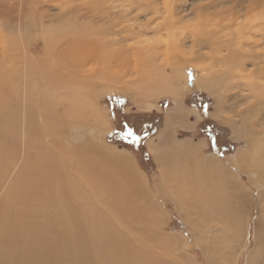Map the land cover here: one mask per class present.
<instances>
[{"label":"rangeland","instance_id":"1","mask_svg":"<svg viewBox=\"0 0 264 264\" xmlns=\"http://www.w3.org/2000/svg\"><path fill=\"white\" fill-rule=\"evenodd\" d=\"M63 26L64 28L67 26L66 30L58 36H56L57 34L53 35L50 40L53 38L52 42L57 49H62V51L60 50L62 52L61 57L68 56L71 67L61 66L60 63L56 62L55 57L53 61L57 63V66L45 59L47 55L45 54L44 30L55 29L54 32H57L58 28ZM102 33L107 34L104 37L106 39L114 38L116 41L114 47L120 49V56H118L120 62L118 65L115 64L116 61L113 63L111 70L108 71L107 78L100 77L97 68L93 66L94 60L90 61L89 65L84 64L87 66L85 68L80 65L77 66L75 61L78 56L80 58L83 57L84 53L87 54V49L93 51L92 44L89 42L91 40L95 42L96 38H101ZM212 33L215 35L214 37H212ZM236 33H238V37L244 39V43L252 41L255 44L260 40L258 46L249 49V51H256L257 55L263 53L264 0H0V42L2 37L6 42L8 41V44L9 39L10 43L13 40L18 48L17 56L18 54L22 55L25 50V54L29 58L28 61H30L27 64H29V67L31 66V70L33 65H38L36 67L38 70L33 69L36 78H31V80L27 78V83H24L22 75L14 78L15 74L12 78L8 76L0 80L2 86L0 100L4 108L10 112L9 117L15 116L20 125L23 114L27 112L31 105L29 101L31 92H35L34 96L40 93L41 98L42 92H44L43 101L35 96L36 104L38 107L44 104L45 107L50 108V111L46 110L45 107L43 108V105L41 119H38L39 110L36 107L33 110L35 115L33 121L37 120L42 128L40 130L43 131L44 128L48 127L47 118L48 120L51 116L55 118L53 126L57 132L59 131L58 133H61V139L64 138L65 140L62 142L59 141L60 139L56 140L57 147L52 150V152H55L56 159L58 157L59 164L60 162H64L65 165L70 163L69 160L73 158L77 149L88 151L93 156L102 153L103 156H106L105 154L108 153L112 156L100 158L106 159L119 167H126L130 176L134 173L130 177V186L133 187L131 189L136 192L137 199H140V202L143 201V205L146 202L148 204V210L146 205L145 213L142 214V217L145 218L143 222L139 223V221L133 219L125 222L123 217H120V220L116 216L119 215L117 210H115L116 215L109 213L108 210L105 211L106 208L100 202H96L93 195H91L95 207L99 208L103 215L106 212L108 213L106 215L110 220L111 231L124 237L125 243L121 244V248L116 246L121 249L119 264H125V260L130 264H145L146 261H140L139 254L141 252L146 253L147 259L151 262V259H153L154 264H220L215 252H212L211 243L221 242L223 235L229 231L225 230L217 220L218 212L214 207L209 209L200 207L199 204H202V200L199 198L193 199L191 202L187 200L188 205L190 203L193 205L192 211L181 210L182 208L170 185L168 187L166 179L164 180L162 177L159 157L161 151H163L161 153L164 158L169 154V160H165L167 169H178L179 165L180 169L178 170L184 173L188 168L185 163V151H176L175 154L173 151L181 150L185 145L195 147L194 149L203 164L221 161L228 166L229 163L231 179L233 178L239 182L243 190L251 194L254 199L252 203L253 214L256 212L258 203L255 196L261 193L264 198V177L261 176L264 169V163L261 162L264 158V150L256 158H253V163H248L247 155H245L243 162L247 161L249 166L244 170L238 169L235 164L230 163L239 154H245L246 150L251 149L253 151L251 145L260 143L261 138H264V117L260 116V112L264 114V107L259 111L250 108L251 106L255 107L261 100H257L258 102L254 105V98L247 97L249 90L244 86L245 80L243 81V79L234 78L233 80L232 77L231 79L228 77V81L222 79V82L219 81L221 82L220 85L222 84L221 87L218 86L214 90L212 87L209 90L202 85L199 87L200 82H198L205 75L201 69L203 67L209 68L210 66L207 64L219 56L211 46L220 45V42L223 46L230 43L236 44ZM62 34L65 38L64 41L66 40L64 46L59 45L62 41L58 38H63L61 37ZM226 34L232 36L225 40L221 35ZM179 37L180 39L177 40ZM70 38L75 41L72 45L69 44ZM257 38L259 39L257 40ZM169 39L173 42L168 41ZM157 40H162L161 45L163 44L166 47L167 59L172 58L171 56L183 55L180 52H185L188 59L191 60H184L186 65L189 66V70H191V78L189 77V70H185V77H177L179 73H174L176 67L171 63L166 65V73L171 75L169 83L173 85H171L173 88L169 94L152 95V92H144L143 84L145 81L140 72L137 76L133 70L134 61L130 62L132 57L130 54L132 55L133 49H139V52L135 54L139 57L144 51L143 47L151 44L156 45ZM178 41H181L182 45L179 46V43L177 45ZM78 43L80 48L72 49ZM163 46H160V49ZM221 50L222 55L228 54L225 48ZM198 54H203V56L199 57ZM73 55L74 57H72ZM18 62L16 57L14 64H17L12 66L14 71L16 69L17 72L22 69V64ZM246 63L247 65L243 67L246 69H242L243 75H248L251 70V67H248L249 62ZM75 65L78 69L75 68ZM54 68L57 69L56 73L59 71L57 75L52 73ZM92 70L95 74L91 73ZM59 75H61L60 78H58ZM73 76L77 81L69 80ZM185 83L187 85L184 86ZM73 85H75L74 88ZM34 86H36L35 89ZM175 87L177 89L182 88H179L180 91H176V93ZM74 97L80 99V101L82 99V106L77 115L79 118L68 116L69 100ZM218 97L220 98L218 99ZM220 102L222 103L219 106ZM25 106H28L25 109L26 112L24 111ZM255 112L259 114L256 117ZM243 115L245 116L244 119L241 118ZM125 125L133 129L138 137L137 143L128 144L129 142L123 141L122 138H125L123 135ZM16 131L18 136L10 141L11 147L7 144L9 139L5 142L8 150L15 151L11 153L10 157L5 158L4 156L3 158L4 163H6V160H9L10 163H6L7 170H2L5 173L0 174V212H5L6 217L17 225L16 220L18 217L15 212L10 208H5V195L9 191V185L15 180L18 170L24 162L26 163L25 158L36 159V153L27 145L23 146V131H21V128H16ZM256 132L260 133L257 134ZM129 139L131 137L127 138V140ZM45 148L49 149L48 146H45ZM60 149L63 158L57 153ZM115 155L117 156L115 157ZM66 156L69 157L67 158L69 159L68 162H65L67 159L63 160ZM172 157L176 158L177 164L171 162ZM4 163L0 165V168L3 167ZM40 164L39 162L38 165ZM59 164L57 165L59 166L57 167L59 173L58 170H55V174L57 172L55 179L65 177L66 172ZM68 167L71 169L69 165ZM70 173L72 174V169ZM73 173L75 176L77 175V173ZM220 174L221 171L214 181L217 187L219 185L223 186V181L218 178ZM222 175L225 179H228L225 174ZM49 177L51 178V176ZM47 179L49 178L47 177ZM53 184L49 183L46 186L56 188ZM222 192L224 197L221 198V201L226 198V202L229 200L232 202L229 194L223 190ZM128 195L131 204L137 200L135 197L132 200V195ZM149 208L155 210V219L149 215L148 212L151 213ZM51 211L49 210V212ZM129 213H131V208ZM190 213H193L192 218L188 217ZM229 218L234 221L232 214ZM254 218L255 215H249L247 218L248 233L245 234L244 243H242L244 247H239L240 243H237L238 246L233 242L234 245L236 244V248H232L235 257H231L229 254L226 256L227 253H225L223 258L228 264H247V262H250L249 264H259L258 260L255 259V257L257 258L255 254L260 252L261 255L264 245L261 244L262 242L255 243L254 241ZM63 220L64 218L60 220V224L65 228L69 224H66ZM150 221L154 223L152 224L154 229L147 228L146 224ZM87 229L93 230L89 227L79 230L78 232L81 235L77 233L78 237L76 236V238L82 239H78V241L83 242L85 240ZM148 230L153 233V243H151V239L147 238ZM57 231L59 233L52 234L55 239L51 235L48 241L54 239L60 246V242H62L60 233L65 234L60 232L59 229ZM229 237L227 243L230 242ZM165 238L175 239V243L171 240H165ZM90 243L89 241L79 243L81 251L78 249V255H82L83 259L76 261V257L71 255L59 257L61 259L59 264H114L109 261V258L97 259L99 252H95L93 250L95 246ZM10 244H12V241L7 243V245ZM108 248L110 250V247ZM135 250L137 254L134 253ZM256 250L257 252H255ZM251 252L253 257L248 261L247 256ZM136 256H139V259H136ZM51 262L49 261L46 264H58V261L54 262L53 260Z\"/></svg>","mask_w":264,"mask_h":264},{"label":"bare ground","instance_id":"2","mask_svg":"<svg viewBox=\"0 0 264 264\" xmlns=\"http://www.w3.org/2000/svg\"><path fill=\"white\" fill-rule=\"evenodd\" d=\"M59 28L57 32H54L55 29H49V31L44 30L43 37L45 40V54L47 55V58L45 59L47 62L52 63L53 65H56L57 63L53 61V58L55 57L56 62L60 63L61 66L63 65L64 67L65 66L71 67V64H70L71 61L68 58V56L61 57L62 49H60L61 51L57 49L56 45L53 44L52 42L53 38L50 40V38L53 35L57 34L56 36H58L60 35L61 32L66 30L64 26L60 29ZM252 29L253 31H255L254 28ZM95 31H98V30H95ZM224 31H227V30H224ZM49 33H50V36H49ZM63 34L61 35V37L63 38H58L59 40L62 41L61 44H59L60 46H64V43L66 41V40L64 41L65 38ZM237 34L238 33H236L235 35L236 44L230 43L229 45L225 46L224 44L223 46L221 45V42H220V45L211 46L213 51L217 52L219 56L216 57L214 60H211L212 61L211 63L207 64L210 66L209 68L203 67L201 69L202 73L205 75H203L202 80L200 79V81H198L200 82L199 87L202 85L206 87L208 90L210 87H212L214 90V88L218 86L221 87L222 84L220 85V83L222 82V79L227 80L228 77H230V79L232 77L233 80L234 78L240 79V80L243 79V81L245 80L244 86L247 87V89L249 90V95L247 97L250 96L254 98V101H253L254 105L256 102L259 101V99L261 100V102H258V104L255 107L254 106L250 107L254 111H259L261 108L264 107V101H263L264 100V51L262 54H258V55L256 51H249V49L256 48V46H258V43H260V40L258 42L255 41L256 42L255 44L252 41L248 43H244L243 41L244 39H242L241 37H238ZM106 36H107L106 33L104 34L102 33L101 38H96L95 42L94 40H91L89 43L92 44L91 47L93 48L92 49L93 51L91 52V51H88L87 49V54L84 53V55L82 54L83 57L79 58L78 56V59L75 60L77 62L76 65L77 66L80 65L83 68L87 67L84 64L87 63V65H89L88 63L94 60L93 66L97 68V71L100 74L101 78L108 77V74H109L108 71L111 70L112 65L115 61H116L115 63L116 65H118L120 62V60L118 59L119 58L118 56H120V49L119 48L117 49V47H114L116 45L115 39L114 38L106 39L104 38ZM214 36L215 35H213L212 33V37ZM230 36L232 35H229V34L221 35V37L224 38L225 40L230 38ZM178 39H180V37L177 38V40ZM215 39L218 40V38L216 37ZM258 39L259 38H257V40ZM86 40H89V39H86ZM216 40H213V41H216ZM261 40H262V37H261ZM168 41H170L171 43L173 42L170 39ZM175 41H176V38H175ZM10 42L11 41L9 39V44H8V41L6 42L3 39V37L0 42V80L8 76L12 78L13 75L15 74L16 76L14 78H17L18 75H22V79H24V83H27V78L31 80V78L35 77V74H33V69L35 68L36 70L37 69L36 67L38 65H35V66L33 65L32 66L33 68L31 70V66L29 67V64H27L30 61H28L29 58H27V55L25 54V50L22 52V55L18 54L17 56L18 48L13 40H12V43ZM170 42L169 44L171 45ZM180 42L181 41H178L177 45L178 43H179V46L182 45V43ZM73 43H75V41H73L70 38L69 44L72 45ZM161 43H162V40H157L156 45L151 44L150 46L148 45V46L143 47L144 51L139 57L135 55L136 53L139 52V49H133L132 55L130 54V56H132L130 58L131 59L130 62L134 61V64L132 66L133 70L136 72L137 76L139 75V72H140L143 80L145 81V83L143 84L144 92H147V91L152 92V95L161 94V93L162 94L171 93V90L173 88L171 87L172 84L169 83V79L171 75L166 73V70H165V67L168 63H171L176 67L175 70L177 71L174 70V73L175 72H177V74L179 73L177 77H181V76L185 77L184 76L185 70L188 71L190 69L189 66H187L186 63L184 62V60L191 61L188 59V56H186L185 52L184 53L180 52L183 55L181 54L175 55V56H171L172 58L167 59L168 53H167L166 47H164L163 44L161 45ZM223 43H224V40H223ZM169 44L167 43V45ZM79 45H80L79 43L76 44V46H74L72 49L74 48L79 49L80 48ZM160 46H163V48L160 49ZM53 48L55 49L53 50ZM175 48H176V45H175ZM222 48H225V50L228 52L229 55L228 54L222 55L221 54ZM160 50L161 51L163 50V51L161 52ZM198 56L202 57L203 54L202 55L198 54ZM16 57L18 58V61H19L18 63L22 64V67H21L22 69L18 71L20 73H18L16 69L14 71L12 67L13 65L17 64V63L14 64ZM72 57H74V55ZM179 61L180 63H178ZM246 62H249L248 67H251V70L248 72V75L246 74L243 75L242 69H244L243 67L247 65ZM90 64L92 65V63ZM76 65H75V68L78 69ZM58 68H61V67H58ZM56 70L54 68V72L52 73H56ZM58 72L59 71H57V73ZM92 72L93 70L91 71V73ZM57 73L55 75H57ZM93 73L95 74V72ZM69 75H72V74H69ZM60 76L61 75H59L58 78H60ZM69 80L77 81L74 78V76L70 78ZM185 85H187V83H185L184 86ZM74 86L75 85H73V88ZM1 88L2 86L0 85V90ZM35 88L36 86H34V89ZM179 88H182V87H179ZM179 88L178 89L176 88L175 92L180 91ZM34 94L35 92L32 91L31 97L29 98V101L31 102V105L29 106V108L28 106H25L24 108V111L25 109L27 108L28 109H27V112L25 111L26 113L23 114L22 116V120H21L22 122L20 123V125L22 126L19 125L15 116H12L11 118L9 117L10 112H8L7 109L4 108L0 100V165L4 163L3 161L4 156L5 158L7 156L10 157L11 153L15 151L12 149L8 150V147L5 146L6 144L5 142L7 139H9V143L7 144L10 145L11 147L10 141L12 140V138L16 139L18 136V132L16 131V128H21V131H23V138H22L23 146L27 145V147L32 148V151L36 153L35 154L36 159L34 158L33 159L34 161L30 158H27V157L25 158L26 163L24 162L21 168L18 170L15 180L13 181V183L9 185V188H8L9 191L7 192V195H5L6 196L5 197V208H10L12 211H14L18 219L16 220L17 222V225H16V223H13L11 220H9L6 217L5 212H2V211L0 212V218H1L0 219V264H46L49 261L53 262V260L54 262L58 261V264H59L61 261L59 257L60 258L65 257V256L67 257L70 255L72 257L73 256L76 257V261H79L80 259L84 258L82 257V255H78L79 253L78 249H80L81 247L79 243H86V241L91 242L90 244L95 246L93 247V250L95 252L97 251L99 252V254L97 255V259L98 258L100 259L109 258V261H111L112 263L119 264L121 261V258H120L121 249H118V248H121L120 247L121 244L125 243L124 237L117 232L113 233L111 231L110 220L107 218L108 213L106 212L107 215L105 213L103 215L102 211H99V208L97 209V207H95V205L92 202L91 195H93V198L96 200V202H100L106 208L105 211L108 210L109 213L111 214L113 213L114 215H116L115 210H117L119 215H116V216L119 217V219L120 217L121 218L123 217V220L125 222H128L131 219H133L134 221H139V223L143 222L145 218L142 217V214L145 213L146 207L148 210V204L146 202L144 203L145 205H143L142 204L143 201L140 202V199L139 200L137 199L136 192H134L131 189L133 187L130 186V183H131L130 177L134 173H132L130 176V174L126 170V167L125 168L119 167L118 165H114L108 162L106 159L100 158V157H106V156L111 157L112 155L108 153L105 154L106 156H103V153L101 152L102 153L100 154L101 156L98 154L97 156L99 157H97V156H93L88 151L77 149L75 150L76 152L73 158L69 160L67 159L69 158L67 157L68 156L67 155L66 158L63 159V160L67 159L65 162H68L69 160L70 163L65 165V163L62 160L61 161L63 163L60 162L61 167L66 172L64 174L65 177L62 178V176H60L62 179L60 178L55 179L54 177L57 174V172L55 174V170L56 171L58 170V173H59V168H57L59 167L57 166L59 164V161L57 160L58 157L56 159L55 154H54L55 152H52V150L57 147L56 145L57 143H55L56 140L60 139L59 141L61 142L65 140L64 138L61 139L62 138L61 133H58L59 131L57 132V130L53 126L55 118L51 116L52 115L51 112H50L51 114L50 120H48L47 118V121H46L48 122V127L44 128L43 131L40 130L42 128L39 126V123L37 122V120L33 121L35 120L34 118L35 115L33 114V110L36 107H38V105L36 104L37 100L35 99L38 96V99H40V101L41 100L43 101L44 92H42V98H41L40 93L37 96L35 95L36 98ZM82 96L84 97L85 95L83 94ZM219 98L220 97H218V99ZM69 101H70L69 102L70 106L68 109V116L71 118H79L77 115L82 106L81 104L82 99L80 101V99L74 97V98H71V100ZM221 103L222 102H220L219 106L221 105ZM85 105L87 106L88 104H85ZM42 106L36 108L39 110L38 116H37L38 119H41ZM44 107L45 105L43 106V108ZM45 108L46 110L50 109L48 106H46ZM254 115L256 117L259 114L255 112ZM243 116L241 118L244 119L245 116L244 117ZM260 116L263 118L264 114L260 112ZM256 133L259 134L260 132H256ZM36 137L38 138L36 139ZM14 146L16 145L14 144ZM45 146H48L49 149L45 148ZM190 146L191 145H185L181 150L178 149V150L173 151L174 154L177 152L185 151V155H184L185 163L188 165L186 173L178 170L180 169L179 165H178V169H174V168H172V170L167 169V167H165L166 166L165 164H167L165 163L166 162L165 160H169V154L166 156V158H164V156H162L163 151H161L162 153L160 152L159 157L161 160L162 177L164 180L166 179V183L168 187L170 185L175 197L177 198V201L180 207L182 208L181 210L183 211L191 210L192 211L193 205L191 203L188 205L186 202L187 200L191 202V200L198 199V198L202 200V204H199L201 208L209 209L210 207H214L217 210L218 212L217 217H216L217 220L223 225V228L225 230H228L229 232L223 235L221 242L211 243L213 247L212 252H215V255L217 256V260L219 261L220 264H228L225 258H223L225 253H227L226 256L229 254L231 257L233 256L235 257V255L232 252V248H234L237 243L238 244L240 243V246L237 244L239 247L241 246L244 247L242 243H244V239L246 236L245 234L248 233L247 218L249 215L250 216L255 215V218L253 220L254 221V234H253L254 241L255 243L262 242L261 244L264 245V198L261 193H258L255 196L258 203H257L256 212L255 214H253L252 203L254 199L251 196V194L243 190L242 185L239 182L235 181L233 178L231 179L230 168L228 167L229 163H228V166L225 165L221 161H218V162L214 161L211 163L209 162L208 164L207 163L203 164L200 161V158L198 157L196 150L194 149L195 147L192 148L193 146L191 147ZM251 147L253 148V151L251 149L246 150L245 154L244 153L239 154L237 152L239 155L236 158H233L232 159L233 162L230 161V163L235 164L237 168L241 170L248 168L249 165L247 164V161L248 163H253L254 161L253 158H256V156L260 152H263L264 138L263 137L261 138L260 143H253ZM28 151L30 152V150ZM57 153L58 155L61 156V149L58 150ZM62 153L64 152L62 151ZM193 154H195V156H193ZM245 155H247V158H246L247 161L244 163L243 159ZM116 156L117 155H115V157ZM39 162L41 163L40 165H38ZM171 162H173L174 164L178 163L175 157H172ZM261 162L264 163V158L262 159ZM6 163L9 164L10 161L6 160ZM6 163H4L3 165L4 168L3 167L0 168V174H4L5 173L4 171L7 170ZM68 165L72 169V174L70 173L71 169H69ZM220 171H221V174L218 178L220 181H223L222 183L223 186L219 185L217 187L214 181L217 178L216 176ZM73 172L77 173V175L75 176ZM184 174L186 175L181 177ZM222 174H225L228 177V179H225ZM48 175L51 176V178ZM261 176L264 177V169L262 170ZM35 177H37V179H35ZM47 177L49 179H47ZM49 183H54L53 185L56 188L47 187L46 185H49ZM144 187L146 186L144 185ZM222 190L229 194L233 203L231 202V200L226 202L225 200L226 198L223 199V201H221V198L224 197ZM128 194L132 195V198H131L132 200H133V197H135L137 200L131 204L130 196ZM149 201H152V200H149ZM210 201H212L213 203H211ZM130 208H131V213H129ZM49 210H52V211L49 212ZM150 211L151 213L148 212L149 215L152 216L151 218H154V216H156L155 210H153L152 208L150 209ZM192 214L193 213H190L188 217L192 218ZM231 214L233 216L234 221H232L229 218ZM62 218H64L63 222L65 221L66 224H69L65 228H63L60 224L61 223L60 220ZM151 221H155V220H151ZM151 221L148 224H146V226L147 228L154 229V227H152L153 226L152 224L154 223H151ZM125 222L123 223L127 224ZM88 227L93 228V230L87 229L86 230L87 236L85 240L83 242L78 241V239L79 240L82 239V238H78V239L76 238V236L78 235L77 233H79L78 231L82 229H86ZM57 229H59L60 232L65 234L63 235L60 233L61 235L60 240L62 238V242H60L61 243L60 246H58V242L54 240L55 237L53 236L54 235L53 233H59ZM107 233L109 234L108 237H107ZM79 234L81 235V233ZM51 235L54 237V239L48 241V238ZM146 235L148 239H151V243H153L152 242V238H153L152 231L148 230V234ZM228 236H230L229 243H227ZM83 239H84V236H83ZM166 239L171 240L172 242L175 241V239L173 240L172 238H169V239L165 238V240ZM9 241H12V244L7 245ZM233 242L236 244L234 245ZM116 246H118V248ZM108 247H110V250ZM262 249L263 250H261L262 251L261 255H260V252H257V250L255 251L258 253V254H255L257 256V258L255 257V259L258 260L259 264H264V247ZM136 250L134 252L135 254H137ZM139 255L141 257L140 261L142 262L146 261L145 264H154L153 259L150 258L152 262L147 259L148 257H146L147 256L146 253L144 254V252H141V254ZM247 257H248L247 258L248 261L251 260V258L253 257L252 252L249 253V256ZM136 259H139V256H136ZM124 263L130 264V262H128L127 260H125ZM249 263L247 262V264Z\"/></svg>","mask_w":264,"mask_h":264},{"label":"snow or ice","instance_id":"3","mask_svg":"<svg viewBox=\"0 0 264 264\" xmlns=\"http://www.w3.org/2000/svg\"><path fill=\"white\" fill-rule=\"evenodd\" d=\"M191 70H189V77L191 78ZM119 102V101H117ZM206 114V113H205ZM125 138L131 137L133 141H136L138 139V137L136 136L135 132L133 131L132 128L127 127V125H125V132L123 133Z\"/></svg>","mask_w":264,"mask_h":264},{"label":"flooded vegetation","instance_id":"4","mask_svg":"<svg viewBox=\"0 0 264 264\" xmlns=\"http://www.w3.org/2000/svg\"><path fill=\"white\" fill-rule=\"evenodd\" d=\"M122 139H123V141H125V142H126V141L129 142L128 144H132V143H135V142H136V141H133L132 138L129 139L130 141L127 140V138H122ZM127 142H126V143H127ZM136 143H137V142H136Z\"/></svg>","mask_w":264,"mask_h":264}]
</instances>
